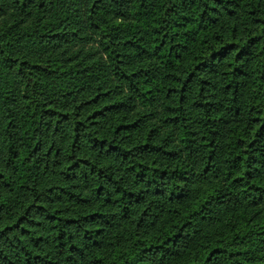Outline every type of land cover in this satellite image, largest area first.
Returning <instances> with one entry per match:
<instances>
[{"label":"trees","instance_id":"trees-1","mask_svg":"<svg viewBox=\"0 0 264 264\" xmlns=\"http://www.w3.org/2000/svg\"><path fill=\"white\" fill-rule=\"evenodd\" d=\"M0 264H264V0H0Z\"/></svg>","mask_w":264,"mask_h":264}]
</instances>
